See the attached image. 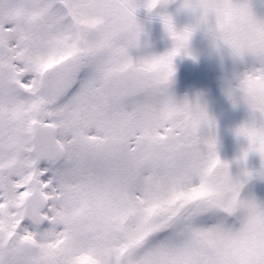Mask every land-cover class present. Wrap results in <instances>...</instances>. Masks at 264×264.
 <instances>
[{"label":"snow or ice","instance_id":"obj_1","mask_svg":"<svg viewBox=\"0 0 264 264\" xmlns=\"http://www.w3.org/2000/svg\"><path fill=\"white\" fill-rule=\"evenodd\" d=\"M184 7L222 26L253 16L233 0ZM136 13L135 0H0V264H264V205L220 210L240 182L200 135L214 121L169 92L190 30L163 15L175 47L134 59ZM237 134L239 161L264 157V135Z\"/></svg>","mask_w":264,"mask_h":264},{"label":"clouds","instance_id":"obj_2","mask_svg":"<svg viewBox=\"0 0 264 264\" xmlns=\"http://www.w3.org/2000/svg\"><path fill=\"white\" fill-rule=\"evenodd\" d=\"M213 14L215 15V9L209 12V16ZM262 24L264 19L257 18L254 14L251 18L242 14H233L224 26L219 20L211 24L208 21L201 22L198 18L196 23L178 29L182 31L187 28L191 33L181 54L199 60L200 56L206 53L208 60L219 69L217 79L225 97L233 105H243L247 108L250 119L236 129V134L241 127L249 126L264 135V30H260L259 27ZM233 26L236 30H233ZM197 32L201 33L203 48L193 45ZM249 58L255 63L251 68L241 70L242 66L248 64ZM175 71L174 67L168 81L169 88ZM175 99L181 107H187L192 111L203 109L207 112L209 91L206 88H199L191 96ZM237 136L249 141L248 137L242 134ZM249 145L250 141L247 146H242L240 155L248 150ZM236 180L240 182L239 190L234 195L223 197L220 201V210L222 212L230 210L228 211L230 217L247 212L252 205H260L254 193L245 194L244 189L248 181ZM238 219L241 223L246 222L243 217Z\"/></svg>","mask_w":264,"mask_h":264},{"label":"rangeland","instance_id":"obj_3","mask_svg":"<svg viewBox=\"0 0 264 264\" xmlns=\"http://www.w3.org/2000/svg\"><path fill=\"white\" fill-rule=\"evenodd\" d=\"M141 1H144L147 4V0H141ZM233 2H235V0H233ZM135 3L136 5H138L139 1L135 0ZM250 11L254 14L252 9H250ZM163 15H170L173 18V21L177 29H182L186 26L192 25V24L187 25L186 24L187 20H192L193 23H196L198 19V13L193 11L192 9L185 8L184 2H182L174 12ZM163 15L160 14V16L157 19L161 24H163L162 21ZM215 22H216L215 15L214 14L210 15L208 18V23L215 24ZM140 27H141V31L138 39L139 44H141L142 46L143 45L149 46L156 49L150 51V50H143L137 47L136 48L137 50H135L134 47L132 46L129 51L134 59L159 57L171 51V48L167 46L166 43H163L164 41H166V39L162 37L160 34L156 33L158 31L162 34L166 33L167 36H170V33L167 31L164 24L158 26L157 29L156 28L154 29L153 26H151L149 23L146 22V23H142ZM200 37H201V33L198 32L196 34L195 39L201 40ZM179 56L181 58H179L180 61L178 60L176 66L180 62L190 61L192 59L183 54H180ZM184 57L189 59L185 60ZM192 61L193 63L197 64L198 67L191 75V77L187 79L186 82L178 86L177 88L178 90L175 91V96L176 94L181 95V97L191 96V94L194 92L193 90L199 88L208 89L209 102L207 105V112L209 116L213 119L214 125L211 128H209L207 125L202 126L200 133L204 137L209 135H214L216 137L219 155L223 160L230 162V173L232 177L234 179L247 180L248 182L244 189L245 194L254 193L259 204L264 205V157H262L257 152H251L249 153L247 161H239L237 159L240 156L242 146H247L249 141L244 137H238L236 134V129L241 124L248 121V119L242 118L241 116H239V114H237V112H228L219 116L221 112H219L217 108L214 109L215 114L211 111L212 108L209 107V105H211L212 103L213 90L209 84L206 85L203 82L204 79L200 76L199 73V70L201 68H204L202 66L208 64L207 55L206 53L202 54L199 60L192 59ZM254 63L255 62L252 60V58H249L248 64L242 66L241 70H244V68H251ZM213 73L214 71L212 70L203 73L206 82L208 79L214 76ZM172 96L175 98L174 94ZM212 114L215 115V118ZM249 173L251 174L250 176L248 175ZM204 226H210V224H206Z\"/></svg>","mask_w":264,"mask_h":264},{"label":"trees","instance_id":"obj_4","mask_svg":"<svg viewBox=\"0 0 264 264\" xmlns=\"http://www.w3.org/2000/svg\"><path fill=\"white\" fill-rule=\"evenodd\" d=\"M233 3H235V4H238V3L239 4H246L250 9L253 10V12L257 18L264 19V0H235V2H233ZM166 44L168 46L172 47L171 50L175 47L174 39L170 40L169 43H166ZM193 45H194V47H197V48H203L204 47V43L201 40L199 41V40L194 39ZM179 58H181L179 55L175 57L174 66L176 65V63H178ZM202 67H204V68L200 69V71H199L200 76L204 79L203 82L206 85L209 84L213 90L212 103H211V105H209V107L212 108L211 111L215 114L214 109L217 108V110L219 112H221L219 114V116H221L225 113H228V112H237V114H239V116L249 120L250 114H249V112L245 106H243V105L235 106L225 97V95L222 91L220 82L217 79V77L219 75V69L209 60H208V64H206L205 66H202ZM210 70L214 71V73H213L214 76L212 78L208 79L206 82V79H205V76L203 73L204 72L206 73ZM176 90L177 89H170L169 88L170 94L171 95L174 94V96H175ZM193 91H195V90H193ZM175 98H182V97H181V95L176 94ZM215 99H216V101H215ZM213 116L215 118V115H213ZM200 135L203 136L201 133H200Z\"/></svg>","mask_w":264,"mask_h":264},{"label":"water","instance_id":"obj_5","mask_svg":"<svg viewBox=\"0 0 264 264\" xmlns=\"http://www.w3.org/2000/svg\"><path fill=\"white\" fill-rule=\"evenodd\" d=\"M175 0H168L167 3H171ZM197 64L195 63H186L183 64L180 69L177 71V73H175L173 82L171 84V87H176L178 84H181L185 81H187V79H189L191 77V75L194 73V71L197 68Z\"/></svg>","mask_w":264,"mask_h":264},{"label":"flooded vegetation","instance_id":"obj_6","mask_svg":"<svg viewBox=\"0 0 264 264\" xmlns=\"http://www.w3.org/2000/svg\"><path fill=\"white\" fill-rule=\"evenodd\" d=\"M136 1H139V4L137 5V13H136V16H137V22L139 25H141L142 23H146L147 22V10H149L147 7H146V3L144 1H141V0H136ZM178 6L184 2L185 3V0H178ZM159 9H161V12L163 10V8H165V6L163 5H158L157 6ZM166 7H169V6H166ZM158 43V41H157ZM137 47H142V48H146L147 46H142L141 44H139V40H138V43L135 45V48Z\"/></svg>","mask_w":264,"mask_h":264}]
</instances>
